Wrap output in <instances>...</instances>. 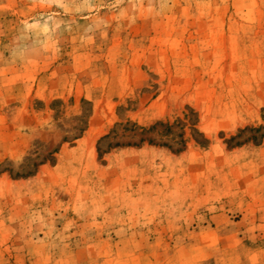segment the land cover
Masks as SVG:
<instances>
[{
  "label": "rangeland",
  "instance_id": "1",
  "mask_svg": "<svg viewBox=\"0 0 264 264\" xmlns=\"http://www.w3.org/2000/svg\"><path fill=\"white\" fill-rule=\"evenodd\" d=\"M0 264H264V0H0Z\"/></svg>",
  "mask_w": 264,
  "mask_h": 264
}]
</instances>
